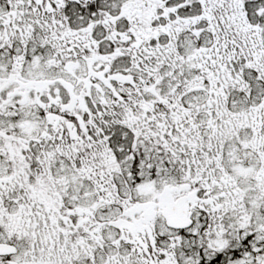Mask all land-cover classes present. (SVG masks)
Listing matches in <instances>:
<instances>
[{"label":"snow or ice","instance_id":"1","mask_svg":"<svg viewBox=\"0 0 264 264\" xmlns=\"http://www.w3.org/2000/svg\"><path fill=\"white\" fill-rule=\"evenodd\" d=\"M0 264H264V0H0Z\"/></svg>","mask_w":264,"mask_h":264}]
</instances>
